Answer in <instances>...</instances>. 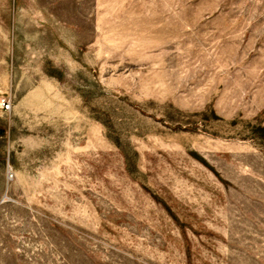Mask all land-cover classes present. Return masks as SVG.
Returning a JSON list of instances; mask_svg holds the SVG:
<instances>
[{"label": "rangeland", "instance_id": "374dc122", "mask_svg": "<svg viewBox=\"0 0 264 264\" xmlns=\"http://www.w3.org/2000/svg\"><path fill=\"white\" fill-rule=\"evenodd\" d=\"M0 264H264V0H0Z\"/></svg>", "mask_w": 264, "mask_h": 264}, {"label": "built area", "instance_id": "2783aa9c", "mask_svg": "<svg viewBox=\"0 0 264 264\" xmlns=\"http://www.w3.org/2000/svg\"><path fill=\"white\" fill-rule=\"evenodd\" d=\"M4 106H7V103L6 104L4 103Z\"/></svg>", "mask_w": 264, "mask_h": 264}]
</instances>
